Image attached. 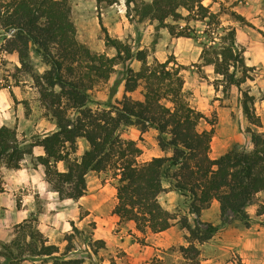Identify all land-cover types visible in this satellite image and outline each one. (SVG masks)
<instances>
[{"label":"trees","instance_id":"trees-1","mask_svg":"<svg viewBox=\"0 0 264 264\" xmlns=\"http://www.w3.org/2000/svg\"><path fill=\"white\" fill-rule=\"evenodd\" d=\"M203 1L125 0L126 17L135 22L156 20L157 26L166 27L174 36L199 37L202 64L212 65L227 86L240 85L249 77V67L234 45L235 30L222 26L219 12L211 11ZM70 13L68 0H0L1 48L15 54L28 73L33 67L31 52L48 65L42 73H34L33 79L39 99L55 124L54 130L27 145L17 137L15 128L1 125L0 164L17 169L33 146H41L43 153L35 156L34 168L43 167V179L60 199L73 200L86 193L85 176L89 171L114 167L119 178L112 213L119 221H131L142 233L160 232L175 223V214L158 201L160 193L174 190L184 196L188 212L195 215L193 225L186 216L176 221L186 229L189 242L180 245L179 251L189 264H200L194 241L209 240L219 227L198 219L213 199L219 205L221 224L235 219L250 227L253 218L245 208L258 193L263 198L256 214H264V132L247 128L250 149L233 145L219 156L210 157L212 130L197 129L203 115L188 103L179 73L182 65L168 66L169 60L148 63L146 50L133 49L107 33L104 44L115 50L114 55L91 51L76 39ZM230 14L244 21L240 14ZM179 20L185 24L175 23ZM197 20L205 24L201 33L189 25ZM132 60L141 65L137 70L126 66L122 99L108 108L88 107L89 90L98 81L107 80L115 65ZM139 86L143 88L141 98L126 95ZM241 107L250 124L261 126L254 96L248 91L242 92ZM123 125H134L141 132L155 129L159 149L169 154L137 162L141 149L134 140L119 136ZM79 138L86 141L87 147L78 159L71 158ZM57 162L65 167L57 169ZM164 181L168 188L163 186ZM93 228L94 224L85 232V227L78 228L71 222L60 251L38 227L37 218L29 215L13 225L10 239H0V264H85L84 258L67 255L84 240L94 255L104 247L102 240L92 238Z\"/></svg>","mask_w":264,"mask_h":264},{"label":"rangeland","instance_id":"rangeland-1","mask_svg":"<svg viewBox=\"0 0 264 264\" xmlns=\"http://www.w3.org/2000/svg\"><path fill=\"white\" fill-rule=\"evenodd\" d=\"M68 2L71 7V19L75 25L76 39L91 51L105 53L108 56L114 55L115 50L104 44V34L107 33L111 37L127 42L133 49L146 50L148 63L169 60L168 66L182 65L179 73L184 80L183 90L188 103L203 115L197 129L212 130L210 157L219 156L233 145L246 150L250 149L247 128L264 132V124L261 126L250 124L243 115L241 107L243 91H248L254 96L256 113L255 102L264 97L259 85L260 78L264 74V0L203 1V4L209 5L211 11L219 12L217 18L222 26L234 28V45L243 56L245 65L249 67L247 70L249 77L243 83L228 86L220 80V75L214 73L212 65L202 64L200 58L202 46L199 44V37L171 35L166 27L157 26L156 20L129 21L126 17L125 0H115L112 3H109V0H68ZM231 11L243 16L244 21L233 18ZM175 23L183 26L185 21L179 20ZM189 25L194 27L197 33H201L205 28L204 22L200 20L190 21ZM3 42L4 39L0 34V114H8V120L12 122L9 127L15 128L17 137L27 145L43 135L44 130L55 129L53 119L39 99L33 79L34 73H42L48 65L39 55L31 52L32 72L24 71L16 55L8 56L1 48ZM140 65L141 63L137 60L115 65L114 71L107 80L98 81L89 90L91 100L87 106L93 110H99L108 108V105H116L125 94L123 83L126 66L137 70ZM142 92L143 88L139 86L126 95L138 99L142 97ZM17 112H20L19 117ZM39 121V126L33 127ZM51 123L53 127H50ZM118 133L123 139L134 140L141 149V153L136 158L137 162L149 160L153 156L169 154L159 149L156 141L157 131L153 128L141 132L134 125H123ZM76 145L77 149L70 157L78 159L87 147V143L83 138H79ZM29 156L31 158L28 162L29 166L34 168L33 152L27 154L25 158ZM55 166L62 170L65 164L57 162ZM39 169L43 175V167L39 166ZM118 178V169L114 167H108L102 171H89L85 176L86 193L84 195L87 196L81 200L88 207L94 208L93 213L85 221H79L78 219L87 213L86 209L80 206L75 216L77 224L68 221L67 230H62L63 228L58 224L47 229L51 238L49 242L58 245L59 250L62 251L65 245L63 237L71 231V222L78 228L85 227V232H89L91 225L94 224L92 238L102 240L104 247L98 249L97 254L94 255L87 246L88 241L84 240L78 242L76 248L67 256L82 257L86 260L85 264H189L179 251L180 245L189 244L186 238L187 231L181 228L179 223L175 222L166 234L155 235L148 230L142 233L136 230L132 223L119 221L115 217L112 209L116 203L115 187ZM1 182L0 178L2 188ZM163 186L168 188V183L164 181ZM168 191L173 193L165 195L164 193ZM262 198V193L256 194L245 208L253 218L250 227L243 226L235 219L221 224L219 212L215 208H210L208 215L204 216L208 218L206 221H202L198 216L202 222L219 225L209 240L203 243L194 241L199 248L200 264H264V214H256ZM19 199L20 196L17 195V206L20 205ZM35 201H38V197ZM158 201L164 208L170 207L169 211L175 214L176 221L186 216L189 223L194 224L195 215L188 212L184 196L178 192L166 189ZM48 225L52 224L48 223ZM12 227L8 234L7 232L5 234L3 230L0 238L10 239Z\"/></svg>","mask_w":264,"mask_h":264},{"label":"crops","instance_id":"crops-1","mask_svg":"<svg viewBox=\"0 0 264 264\" xmlns=\"http://www.w3.org/2000/svg\"><path fill=\"white\" fill-rule=\"evenodd\" d=\"M126 22L128 23L127 19ZM7 55L9 56L13 54ZM262 76L263 77L260 78L259 85L264 93V74ZM255 106L257 109L256 114L259 116L262 125L264 124V97L257 100L255 102ZM17 116H20V112H17ZM11 124V120H8V114H0V126H11ZM39 124L40 121L33 127L37 128ZM53 126V123H51L50 127ZM51 129L52 128H49L50 131ZM49 130H44L42 134L48 132ZM32 152L34 156L43 153L41 146H34ZM25 156L20 162V167L17 169H11L5 167L4 165H0V178L2 179V189L0 190V233L5 230V234L6 232L8 234L11 230L10 228L14 224L27 218L29 215H34L37 218L38 227L45 232V235L49 238L48 240H51L50 235L47 233V229L53 228L54 225L58 224L61 225L63 228L62 230H67V227H69L68 221H73L77 224L75 222V216H77L80 206H83L87 213L83 215L82 218L78 219L79 221H85L86 218L93 213L94 208L88 207L85 202L81 200L87 195H83L77 200H72L70 198L60 199L57 193L51 190L44 179H42L43 175L39 171V166H37V168L30 167L28 162L31 158L30 156L29 158H25ZM36 193L38 196H34ZM167 193L171 195L173 192L168 191L164 194L166 195ZM17 195L20 196L19 206H17L16 203ZM161 195L162 193L159 194V199ZM37 197L38 201L36 202L35 198L37 199ZM210 208H215V210L219 212V205L215 199L211 201L209 207L201 210L199 217L202 221L208 220V218L204 216L208 215ZM165 209L169 210L170 207L165 206ZM115 217L118 219L116 215ZM128 222L132 223L131 221ZM48 223H51L52 225H48ZM169 228L154 234H166L167 231H169ZM7 238L8 237H5L3 239L6 240Z\"/></svg>","mask_w":264,"mask_h":264}]
</instances>
